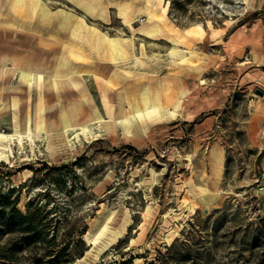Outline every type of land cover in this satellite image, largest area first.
I'll use <instances>...</instances> for the list:
<instances>
[{
	"label": "rangeland",
	"instance_id": "374dc122",
	"mask_svg": "<svg viewBox=\"0 0 264 264\" xmlns=\"http://www.w3.org/2000/svg\"><path fill=\"white\" fill-rule=\"evenodd\" d=\"M81 1L0 0V264H264V0Z\"/></svg>",
	"mask_w": 264,
	"mask_h": 264
},
{
	"label": "bare ground",
	"instance_id": "6f19581e",
	"mask_svg": "<svg viewBox=\"0 0 264 264\" xmlns=\"http://www.w3.org/2000/svg\"><path fill=\"white\" fill-rule=\"evenodd\" d=\"M72 1L74 3H76L79 7H81L82 10H84L87 14L91 15L92 17L96 18L98 16L96 14V9H94L93 7H91V6L87 5V4H84L81 0H72ZM146 15H147L149 20L153 19V15H151V13H147ZM171 40H172V42H174L175 46L170 51V54H169L170 57L171 58L177 57L179 59H183L184 60L188 56V52L187 51H183V50H179L178 47L175 44V42H176L175 39H171ZM4 64H5V61L3 60L0 63V69H1L2 66H4ZM57 81H58L60 87L63 89L64 86L62 85V81L61 80H57ZM123 100H124V98L121 95H119L118 96V101H119L118 114L119 115L116 117V119H121L124 116V109L122 107ZM104 104H105V106L107 108L106 112L110 116V109H108L106 100H104ZM156 107L159 108V107H162V106H156ZM175 108L176 107L174 106V109L170 110V114L173 117H175L177 115ZM78 115H79V108L76 105V102L70 101L68 103V116H69V119L72 121V126H77V125L81 124V123L76 121V118H77ZM110 119L114 120L115 117H111L110 116ZM54 133H55L54 132V126H50L49 129L47 130L48 136H51ZM3 140H7V137H3L2 135H0V151L3 150V143H2ZM19 141H20V139H19ZM50 150L53 153L56 152V149L53 146H50ZM0 156H2L1 152H0ZM210 156H211V159H212V163L214 165V168H213L214 174L219 179L221 177V175H222V172H223L224 157H223L222 153L219 152L216 149H212L211 150ZM204 191H209V190L205 189Z\"/></svg>",
	"mask_w": 264,
	"mask_h": 264
},
{
	"label": "trees",
	"instance_id": "16d2710c",
	"mask_svg": "<svg viewBox=\"0 0 264 264\" xmlns=\"http://www.w3.org/2000/svg\"><path fill=\"white\" fill-rule=\"evenodd\" d=\"M16 228H19L22 232L31 231L29 216L16 210L14 204L7 197L0 194V232L12 233ZM8 252L12 253V247L9 248Z\"/></svg>",
	"mask_w": 264,
	"mask_h": 264
},
{
	"label": "crops",
	"instance_id": "0c3cea01",
	"mask_svg": "<svg viewBox=\"0 0 264 264\" xmlns=\"http://www.w3.org/2000/svg\"><path fill=\"white\" fill-rule=\"evenodd\" d=\"M194 57H195V53L194 52H188V56L181 63H184V64L194 63V61H193ZM181 63H179V64H181ZM181 98H182V95L179 96V97H177L174 101L170 102V105L169 106L170 107H174L175 106L177 108L178 103H179V101H180ZM149 101H150L149 105H151L153 107H156V106H162V107H164V105L158 99L152 100L150 98V96H149ZM165 107H167V106H165Z\"/></svg>",
	"mask_w": 264,
	"mask_h": 264
},
{
	"label": "water",
	"instance_id": "95a60500",
	"mask_svg": "<svg viewBox=\"0 0 264 264\" xmlns=\"http://www.w3.org/2000/svg\"><path fill=\"white\" fill-rule=\"evenodd\" d=\"M256 94H258L259 96H262L263 95V93L260 90H257L256 91Z\"/></svg>",
	"mask_w": 264,
	"mask_h": 264
}]
</instances>
